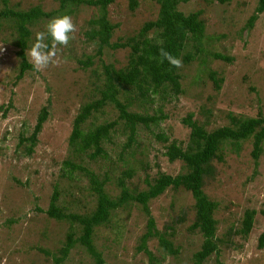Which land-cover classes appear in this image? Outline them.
<instances>
[{"label":"rangeland","instance_id":"obj_1","mask_svg":"<svg viewBox=\"0 0 264 264\" xmlns=\"http://www.w3.org/2000/svg\"><path fill=\"white\" fill-rule=\"evenodd\" d=\"M130 10L127 0H114L106 7V16L112 31L110 44L123 43L133 37L143 23L155 19L158 6L155 0H135ZM256 0H231L218 4L216 0H186L177 10L187 15L199 11L204 24L202 52H195L187 39L179 59L190 54L188 62L177 68L179 93L175 96L167 88L164 93L147 91L142 100L128 90L130 105L127 110L148 116H162L157 124L144 127L135 125L133 143L124 148L128 130L117 111L107 103L81 125L83 132L105 122L116 121L110 140L102 143L104 158L89 160L92 152L74 153L68 146L73 118L79 108L99 98L103 89L102 65L115 68L125 64L130 51L127 47L105 48L98 57L96 47L87 40L88 21L100 13L98 8L83 4L70 5V16L76 25L74 39L67 47L58 46L57 65L40 72H25L15 80L18 59L15 57L16 30L12 20L0 18V264H53L59 256L67 234L78 238V223L48 218L45 211L52 192H57L56 206L65 214L85 215L95 208V197L90 190L86 173L74 170L68 175L63 163L78 164L85 171L107 177L103 189L109 197L119 196L118 179L126 170L124 186L131 193L146 190L145 181L151 182L159 173L175 176L185 172L181 162H168L165 146L174 141L184 148L188 144L189 128L182 119L191 121L209 132L229 126V117L264 116V13L259 14L251 28L246 27ZM38 5L43 12L56 10L54 0H7L0 2V11L27 10ZM67 6V5H66ZM53 19V18H52ZM52 19H39L29 27L25 56L28 55L37 32L46 31ZM148 38L154 37L153 32ZM51 49V41H48ZM217 53L230 62L215 60ZM87 57L91 64L83 66ZM182 57V58H181ZM212 71L222 81L213 88L208 74ZM124 102L123 98H120ZM42 107L47 118L37 135L33 152L27 156L20 137H27ZM6 109V111H5ZM5 113L3 114V112ZM162 135L163 142L156 138ZM226 143V142H225ZM219 158L211 160L209 171L203 177V192L216 203L213 217L217 221L215 234L226 244L218 245L220 264H264V245L257 248V239L264 228V141L262 151L253 166L250 157L251 140L222 145ZM192 200L183 190L167 189L149 201V214L156 230L178 247L172 257L166 255L155 237L146 246L162 264H192L191 256L199 250L202 238L197 231L186 230L192 221ZM36 208L41 211H36ZM255 211L252 229L246 238L233 235L239 228L243 212ZM183 217L181 222L177 219ZM146 216L139 204L129 203L110 214L108 223L93 229L91 244L104 264H147L146 256L136 251L140 236L145 232ZM174 221V222H172ZM172 225V229L164 228ZM229 235L227 232L229 231ZM172 233V234H170ZM168 234V236H167ZM61 264H95L94 259L78 242L68 251ZM202 264H216L211 254Z\"/></svg>","mask_w":264,"mask_h":264},{"label":"trees","instance_id":"obj_2","mask_svg":"<svg viewBox=\"0 0 264 264\" xmlns=\"http://www.w3.org/2000/svg\"><path fill=\"white\" fill-rule=\"evenodd\" d=\"M59 6L56 10L43 12L38 5L28 8L27 10L3 9L0 11V18L10 19L15 26L17 32L16 39L13 42L16 48L15 57L18 59V69L15 80L21 79L27 71L35 72L32 64L27 61L25 51L27 50L26 41L30 35L29 27L33 22L39 19H52L55 17L70 15L73 8L70 5L83 4L88 7L98 8L99 14L95 19L88 21L89 29L85 33L87 40L95 45V54L99 57L103 49H118L127 47L130 51L127 54L125 64L122 67L115 68L112 64L102 65L103 68V89L99 90V98L82 105L76 116L73 118L71 131L68 137V146L72 148L74 153L84 152L92 149L87 155L89 160L95 158H104L105 151L102 143L110 140V133L116 125V121L105 122L99 124L85 132L82 131L81 125L89 119L93 113L102 107L103 104H111L117 111V120H122L128 130L127 142L124 148H129L134 140L135 125L141 124L148 127L149 124H157L162 116H148L132 113L127 110L130 105V97L127 98L128 90L135 92V97L145 100L147 91L152 93H164L169 88L175 96L179 93V75L177 68L172 67L167 61L160 63L158 55L159 49L164 48L172 53L173 56L179 58V54L185 45L187 39L193 42L195 52H202L201 40L204 36V24L199 18L200 12H192L187 15L177 10L179 3H185L186 0H155L158 6L157 14L154 20L142 24L137 33L128 38L123 43L110 44L112 31L116 28V24H111L106 16V7L114 0H54ZM231 0H216L218 4H226ZM2 5L7 4V0H0ZM128 8L132 10L135 7V0H127ZM67 5V6H66ZM264 13V0H256L253 13L246 21V27L251 28L259 14ZM153 32L154 37L148 38V33ZM51 41L49 37L46 41ZM49 44V43H48ZM182 58V57H181ZM191 58L190 54L183 56L182 61L188 62ZM212 58L230 62V58L214 53ZM91 57H87L85 62H81L83 66L91 64ZM209 80L212 82L215 90L219 89L222 81L216 78V74L212 71L208 74ZM124 99V102L120 100ZM6 111V109H5ZM3 112V114L5 113ZM47 118V111L42 107L37 115L35 124L31 133L27 137H20L18 145L24 146L25 155L29 156L33 152V148L37 142L42 124ZM229 126H222L205 131L200 125L191 121L190 115L182 119L183 125L189 128L188 144L182 148L174 141L165 146L164 156L168 162L178 161L184 165L185 172L170 176L168 174L159 173L151 182L145 181L146 190L138 193L129 192L124 186V178H130L132 170H126L118 179L117 186L120 189L119 196L109 197L104 191L103 186L107 181L104 176L98 179L97 175L85 171L80 165L73 164L70 161L63 163L68 168L66 176H70L74 170H80L86 173L90 185V190L95 197L94 210L85 215H77L73 213L65 214L56 206L57 192L54 190L50 196L45 214L48 218L57 221H67L70 223H78L80 225L81 234L78 238H73L71 234L65 237V243L59 251V256L53 257V264H61L66 258L68 251L76 242L82 245L86 252L94 259L95 264H104L101 256L96 252L91 244V235L93 229L101 224L108 223L110 214L116 209L123 208L129 203L139 204L141 210L146 216L145 232L139 238V244L136 247L137 252L143 253L147 264H162L161 261L153 256L147 249L146 243L149 238L155 237L161 250L169 256H176L178 247H173L163 231L159 233L154 225L153 218L149 214V201L159 197L165 190L172 191L183 190L189 193L192 205V221L186 227L189 232L197 231L202 242L199 250L192 254V264H202L211 254L215 255L216 264H220L218 255V245L226 244L221 237L215 234L217 221L213 217L216 203L209 200L203 192V177L210 173L209 166L211 160L219 158V152L222 145L226 143H240L251 140L250 157L253 166H257L258 157L262 151V143L264 141V116L257 114L255 117H229ZM157 139L166 141L162 135H157ZM226 142V143H225ZM36 211H41L36 208ZM255 211L245 210L240 221L239 228L233 230V235H239L246 238L250 233L253 224ZM264 217V213H261ZM183 217L177 219V223L181 222ZM174 222V221H172ZM164 228L172 229V225H166ZM230 229L227 232L229 235ZM172 234V233H170ZM168 236V234H167ZM264 245V228L257 239V248L261 249Z\"/></svg>","mask_w":264,"mask_h":264},{"label":"clouds","instance_id":"obj_3","mask_svg":"<svg viewBox=\"0 0 264 264\" xmlns=\"http://www.w3.org/2000/svg\"><path fill=\"white\" fill-rule=\"evenodd\" d=\"M76 30V25L70 15H63L50 20L46 26V31L35 34V42L28 53L33 69L40 72L50 65H57L59 63L57 59L58 46L67 47L70 40L75 38ZM49 37L52 42L51 49L46 42ZM0 51H3V47H0ZM158 55L160 63L167 61L172 67H182V60L173 56L164 48L159 49Z\"/></svg>","mask_w":264,"mask_h":264}]
</instances>
